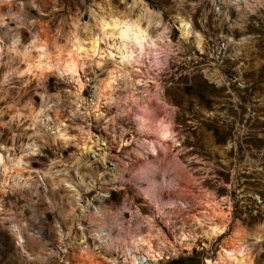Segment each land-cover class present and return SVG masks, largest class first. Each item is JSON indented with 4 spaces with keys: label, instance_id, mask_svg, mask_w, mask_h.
<instances>
[{
    "label": "rangeland",
    "instance_id": "rangeland-1",
    "mask_svg": "<svg viewBox=\"0 0 264 264\" xmlns=\"http://www.w3.org/2000/svg\"><path fill=\"white\" fill-rule=\"evenodd\" d=\"M209 1L0 0V264H129L147 243L162 256L142 264H207L222 249L264 264V5L246 0L244 43L212 69L195 37L233 30L236 7L212 21ZM142 7L165 39L136 72L97 23ZM211 221L224 233L208 240Z\"/></svg>",
    "mask_w": 264,
    "mask_h": 264
},
{
    "label": "bare ground",
    "instance_id": "bare-ground-1",
    "mask_svg": "<svg viewBox=\"0 0 264 264\" xmlns=\"http://www.w3.org/2000/svg\"><path fill=\"white\" fill-rule=\"evenodd\" d=\"M152 21L153 19L151 18V13L148 11L147 8L142 7L139 16L136 19L126 18V17L118 18L113 16L108 17L107 20L101 18L97 23V27L99 28L101 37L105 38L106 36H109L110 38H113L114 41H117L116 51L119 60L121 61V64L125 65V69L129 68L130 70L132 69L133 71L139 72L140 70L138 69V67L141 66L142 64L141 59L145 57V55H150V53L151 54L154 53L155 55L156 51L158 50L159 43L161 42L164 43L163 38L165 39L164 36L165 34H163L162 32L160 33L158 32V34L152 35L150 33V28L151 26H153L154 23ZM176 21L178 22L177 24L179 25L178 29L180 30V36L186 41V39H189L192 36L193 30L191 29L190 24L182 17H178ZM155 26L157 25L155 24ZM99 39L100 38L97 39L95 37H91L89 39L87 48L83 49V52L86 55H89V57H91L96 53L99 54L98 53L99 49L97 47L98 45L97 43ZM195 39H196L195 42L197 43L195 44L197 45V47H199V43H200L199 35H196ZM75 46H77L78 49H81L80 42L79 43L75 42ZM65 67L68 68L69 70H74L75 64L74 62L72 63L69 62L65 65ZM128 72L130 73L131 71ZM130 76H128L129 80H130ZM109 79H110L109 81H113L112 75H110ZM131 79L133 78L131 77ZM131 81L134 82V84L140 83L139 82L140 80H135V81L131 80ZM132 82L131 84H133ZM162 122H158L159 125L157 126L159 129L157 132V137L160 142L164 143L167 142L169 139L171 140L172 136L168 126H166ZM173 143L175 144V142ZM154 151L156 150L152 149V152ZM220 213L217 212L215 214L213 213L212 214L214 217L215 216L221 217L222 214ZM13 232L16 237L17 245H19L22 248L23 246L22 237L17 231H13ZM202 232L204 236L208 240H210L212 238H216L217 236L222 235L224 233V229L222 224L218 225L214 221H211L209 226L205 230H202ZM104 235L102 232H97L95 234L97 238L101 237L100 240L103 239L104 240L106 239V241L110 240L108 236H104ZM255 238L257 239L258 236H255ZM185 241H186V237H181L177 242L180 245V247H183L184 245H188V243H186L188 240L186 242ZM147 246H148V251L145 253V256L144 254L142 257L130 256L129 264H142V262L145 263L147 261H155L161 258L162 254L160 251L157 252L152 250L151 249L152 247L150 248L148 243ZM247 253H248L247 251L245 252L243 249H239L235 253L237 255L232 257V252L222 249V251H219L217 253L213 261L207 260L206 263L207 264H251L252 260L249 256H247ZM111 263L114 264V261H111Z\"/></svg>",
    "mask_w": 264,
    "mask_h": 264
},
{
    "label": "built area",
    "instance_id": "built-area-1",
    "mask_svg": "<svg viewBox=\"0 0 264 264\" xmlns=\"http://www.w3.org/2000/svg\"><path fill=\"white\" fill-rule=\"evenodd\" d=\"M226 3H229L230 7H233V6L236 7L234 11L235 19L232 21V24H234L232 25L233 30H232V27L230 26L231 30L226 29L225 30L226 33L224 35L218 34V35H215L214 37H207L205 41H204L205 39L204 38L203 43H201L202 44L200 47L201 49L196 50L195 52V56L199 59H202L203 60L202 62L207 61L206 59H208L212 66V69L223 68L224 64L232 59L228 53L229 49L231 47H234V48L238 47L244 43V42H236V39H233V38L235 36L234 30L238 29L236 22L241 21L243 16H245V12H249L247 8V6L249 5L248 1L246 0H220V1L210 0L208 4L210 6V14H212L211 15L212 21L217 20V18L219 17L218 7ZM263 5H264V0H258V2L256 3L257 7L261 6L260 9L262 11H263L262 9ZM261 23L264 26V18ZM263 31H264V27H263Z\"/></svg>",
    "mask_w": 264,
    "mask_h": 264
}]
</instances>
